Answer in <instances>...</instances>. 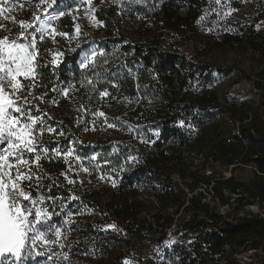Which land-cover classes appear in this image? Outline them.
<instances>
[{
	"label": "trees",
	"instance_id": "1",
	"mask_svg": "<svg viewBox=\"0 0 264 264\" xmlns=\"http://www.w3.org/2000/svg\"><path fill=\"white\" fill-rule=\"evenodd\" d=\"M203 4L204 0H159L146 11L149 30L161 34L180 32L182 27L193 30ZM37 6L24 14V23L40 14ZM55 26L60 33L74 30L69 14ZM130 46L124 47L135 52L129 59L122 61L118 53L107 51L94 64L79 69L75 67L78 52L66 51L64 62L53 67L52 39L38 41L39 76L26 89L51 104L59 130L70 129L63 133V146L69 144L73 128L90 129L102 109L131 122L141 118L148 133L143 143L130 133L117 144L100 146L97 141L87 150L80 147L86 156L98 153L92 167L97 181L94 192L84 187L86 181L78 190L63 191L60 184L65 181L54 182V175L37 172L38 167L59 166L61 159L56 162L50 156L42 157L33 169L40 178L30 182L32 192L50 200L56 222L68 220L66 208L82 214L77 248L94 256L97 264L153 263L155 258L146 259L145 245L168 243L172 234L178 242L163 252V264H254L242 263L238 255L249 245L264 251V219L246 212L240 216L243 205H233L231 199L240 194L264 204V69L250 90L252 98L223 95L221 99L201 89L213 73L208 64H187L160 46L147 50L139 44ZM250 47L264 56V37ZM42 143L46 144L43 138ZM244 169L253 170L250 180L235 175ZM227 171L229 177L224 175ZM220 207L229 211L221 213ZM89 208L95 212L94 226L87 220ZM114 231L125 237L118 252ZM64 256L71 257L66 252Z\"/></svg>",
	"mask_w": 264,
	"mask_h": 264
},
{
	"label": "rangeland",
	"instance_id": "2",
	"mask_svg": "<svg viewBox=\"0 0 264 264\" xmlns=\"http://www.w3.org/2000/svg\"><path fill=\"white\" fill-rule=\"evenodd\" d=\"M37 1L39 0H0V37L14 36L20 30L19 25L23 22L24 14L32 6L40 5V2L36 3ZM158 1L56 0V5L46 10L50 14H54L53 9L57 12H63L64 14L60 17L69 14L74 22L73 32L65 33L66 35L63 36L51 34V32L41 34L38 31L39 22L37 21L26 20L25 23L33 25L27 29V32L36 37V49L40 39L46 37L52 39L55 47L51 51L49 61L53 67H59L64 62L66 51L78 52L79 56L75 67L86 69L81 66V61L86 54L97 53L96 61L107 51H113L118 53L121 60L124 61L135 54L133 50L130 53L125 50L124 47H128V44L131 45L130 48H134L137 44L142 45L144 46V48L142 47L143 50L160 46L162 51H174L181 60L185 59L187 64H208L212 68L213 73L208 80L205 79L202 82L201 89L215 92L221 99H223V95L239 96L243 100L252 98L250 90L254 81L259 80V74L264 69L263 53L250 47L253 42L256 43L264 37V0H204L201 16L193 30L182 27L180 32L165 30L162 34L152 29V31L149 30L151 23L146 17V11ZM36 12L40 13L37 15H40L42 19H46L43 15L44 7H39ZM185 12L184 9L182 14ZM261 15L263 16L261 17ZM57 20L53 22V26L56 33H60L55 26ZM23 42L27 43L28 41ZM218 69H222L224 72L219 73ZM29 91L32 92L31 89L25 88L21 95H26ZM28 100L29 105L27 106H35L31 110V115L45 119L44 126L55 130L51 133L47 131L44 133L43 139L46 144L42 143V139L38 142V148L43 145L48 149L47 153H39L41 158L50 156L55 161L61 159L58 167L57 164L50 165L45 169L38 167L37 172L54 175V178L56 177L54 182H58L59 179L65 181V183L60 184L63 191L78 190L79 185H83V181L87 182L84 187L88 189L89 193L96 189L97 181L92 167H94V162L98 160V153L94 151L86 156L84 150H80L81 146L87 150L89 145L93 147L97 141L99 144L101 142L100 146H109L111 143L117 144L121 142L119 138L128 137L130 133L137 137L138 143H143L145 133H148L144 132L145 126L142 125L141 118L136 117L131 122L129 119H123L124 115H111L102 109L98 117L92 119L90 129H81V131H77V128L72 129L69 133L72 137L65 147L61 141L66 136L64 134L59 135V133H67L70 129H58L57 113L51 108V104L43 103L32 94L28 96ZM109 107L107 104L106 109ZM101 112L104 114L103 116L100 115ZM37 127H40L39 122ZM149 133L153 137L157 135L156 131H149ZM130 138L131 140L135 139L134 137ZM68 152H71L70 156L66 155ZM93 157L95 159H92ZM51 161L55 162L52 159ZM35 167L37 166L33 165V169ZM224 175L229 177L230 171ZM235 175L240 180H250L254 172L252 169H244L236 172ZM69 180L74 182L69 183ZM36 182L34 183L36 184ZM28 191L37 200L41 196L46 197L41 194L35 196L31 187L28 188ZM231 203L243 205L242 210L238 212L240 216L246 212L264 219V204H259L257 200L244 198L237 194L232 196ZM44 205L48 207V211L53 212L48 198ZM40 206L37 205V207ZM63 210L65 214L69 215L66 216L69 217L68 220L56 222L57 219L53 214L46 225L50 227L51 231L56 228L60 229L61 236L59 238L49 236V240L56 241V243L45 246L37 242V247L30 251L31 245H29L18 264H82V261L85 264H97L94 256L83 255L77 248L78 241L82 236L80 224L82 214L70 208ZM219 210L226 214L229 208L220 207ZM86 215L87 220L94 226V210L89 208ZM113 235L112 239L118 243L115 251L118 252L122 248L125 237H120L117 231H114ZM176 242H178V238L172 234L171 241L168 243H147L145 245L147 247L146 259H155L153 263L146 264L165 263L163 252L166 249L171 250L173 243ZM37 251L42 255H36ZM65 252L71 257L66 259ZM154 255L160 256L161 259ZM238 258L242 263L264 264V251L254 250L249 245L240 251ZM0 260H4L5 264H11L14 257L6 254Z\"/></svg>",
	"mask_w": 264,
	"mask_h": 264
},
{
	"label": "snow or ice",
	"instance_id": "3",
	"mask_svg": "<svg viewBox=\"0 0 264 264\" xmlns=\"http://www.w3.org/2000/svg\"><path fill=\"white\" fill-rule=\"evenodd\" d=\"M53 5H56V0H41L37 7H44L43 15L46 19H42L40 15H34L32 19L39 22L38 31L41 34L51 32L66 35L56 33L53 26V22L64 13L53 9L54 14H50L46 10L53 8ZM19 27L20 30L14 36L0 37V258L10 254L14 257L11 264H18L22 260L29 245V251L37 247V242L45 246L54 245L56 241L49 240V236H61L59 228L51 231L46 226L54 214L44 205L47 197L41 196L37 200L28 191L30 182L40 178L33 173V165L38 167L41 159L39 153L48 151L43 145L38 148L37 144L46 131L51 133L55 130L44 126L41 117H33L31 107H25L29 105L28 96L31 92L23 96L21 93L25 88L35 85L39 76L36 71L39 66L36 63L38 50L35 45L36 37L27 32L33 25L21 22ZM25 40L28 42L24 43ZM96 55L97 53L86 54L81 66L87 68L93 64ZM23 80H28L29 85H25ZM64 95H67V91ZM101 95L106 96L107 92ZM100 115L104 114L101 112ZM38 122L40 127H37ZM66 155L70 156L71 152ZM38 204L41 206L37 207ZM36 255L42 253L37 251ZM0 264H5V261L0 260Z\"/></svg>",
	"mask_w": 264,
	"mask_h": 264
}]
</instances>
